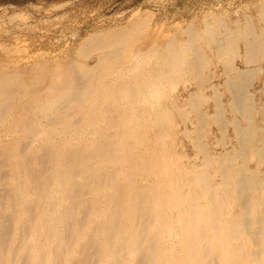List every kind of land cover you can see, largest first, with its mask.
Segmentation results:
<instances>
[{"label":"bare ground","instance_id":"obj_1","mask_svg":"<svg viewBox=\"0 0 264 264\" xmlns=\"http://www.w3.org/2000/svg\"><path fill=\"white\" fill-rule=\"evenodd\" d=\"M260 15L264 21V1ZM145 22L146 15L138 13L120 32ZM253 28L247 22L223 38L207 28V35L222 58L235 38L244 39L246 61L252 62L262 44ZM188 29L193 45L200 34ZM107 35L89 34L79 50ZM175 42L171 38L166 44L171 58L159 54L157 72L143 67L146 55L141 53L113 74H80L74 67L44 91L32 90L35 107L26 106L11 120L4 118L11 92L0 78V264H264V171L234 164L247 162L250 152L264 163V126L251 122L254 113L264 114V105L256 106L243 85L251 69L223 61L235 71L225 82L234 116L224 118L218 101L210 117L221 128L233 125L240 148L215 161L218 184L207 169L180 166L164 144L168 134L163 129L152 137L145 133V123L154 117L160 128L172 119L166 107L139 108L149 90L159 76L168 78L169 68L192 67ZM202 99L199 92L188 97L200 122L209 117L200 110ZM195 128L189 132L201 135V126ZM207 154L209 168L215 162ZM226 202L233 203L232 210Z\"/></svg>","mask_w":264,"mask_h":264},{"label":"rangeland","instance_id":"obj_2","mask_svg":"<svg viewBox=\"0 0 264 264\" xmlns=\"http://www.w3.org/2000/svg\"><path fill=\"white\" fill-rule=\"evenodd\" d=\"M263 1L0 0V78L5 80V84L8 83L9 87H6L11 92L8 103L6 102L4 118L11 120L23 112L26 106L35 107L32 90L35 89L36 92L39 88L37 91H44L50 81L54 78L61 81L74 67H78L80 74L90 71L97 74H113L130 65L135 56L141 53L146 55L145 58H149L147 61H144L145 58L142 60L143 67L157 72L162 63L159 54L166 53L171 58L166 44L174 38L178 52L185 50L181 59L185 57L189 61L192 60V67L184 63L179 68H169L168 78L159 76V83L149 90L147 103H141L139 108L151 110L154 107H166L172 117L170 120L173 121H162L164 123L160 128L154 117V120L145 123V133L152 137L163 129L168 134L164 144L172 156L178 159L179 165L207 169L212 174V181L218 184L221 177L215 173V168L218 169L215 161L225 157L227 150L232 153L240 148L233 125L226 123L221 128L220 124L210 117L216 113L218 101L222 103L224 118L231 119L234 116L229 106L232 95L225 86L227 75L235 74V71L230 72L232 68L251 69L248 77H252H247L243 85L256 106L264 105V21L260 15V5ZM138 13L146 15L145 24L132 30L126 29V33L120 32L121 28L124 31L126 25ZM247 22L251 23L253 31L261 38L262 44L256 62L246 61L245 40L242 38H235L230 44V52L222 58L214 40L207 35V28L213 31L217 38H223L227 31L243 28ZM189 26L201 36L194 40L193 45L188 43ZM106 32H110V35L100 44L88 50H79V45L86 36ZM116 37L122 38L119 44L112 41ZM102 57L104 61L101 60ZM225 58L233 63L232 68L229 69L223 62ZM200 60H203V63H199ZM213 86L217 87L218 93ZM192 92H199L204 97L200 110L209 117L203 122H200L190 109L188 97ZM179 109L187 112L183 115ZM36 111L40 116L39 109ZM235 116L241 124L247 123L240 114ZM41 117L42 122L46 124V119L42 115ZM252 117V124L264 126V114L254 113ZM198 125L201 126V135L189 132L195 130L196 126L199 128ZM3 128L1 123L0 133ZM140 149L143 150V146H140ZM140 154L148 156V153L143 151ZM206 154L215 162L209 168L205 165ZM249 155L247 162L243 163L238 159L234 162L235 166L244 169L247 164L257 172L264 171V163H258L252 158L251 152ZM262 194L264 196V191ZM225 204L230 210L234 207L233 203Z\"/></svg>","mask_w":264,"mask_h":264}]
</instances>
